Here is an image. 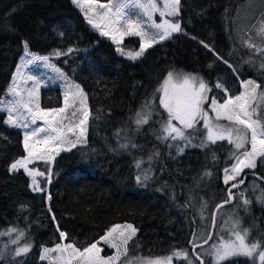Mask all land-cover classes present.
<instances>
[{"label": "trees", "instance_id": "obj_1", "mask_svg": "<svg viewBox=\"0 0 264 264\" xmlns=\"http://www.w3.org/2000/svg\"><path fill=\"white\" fill-rule=\"evenodd\" d=\"M93 1L104 4L110 0ZM252 1L180 0L175 21L181 31L133 62L88 26L72 0H0V97L9 87L27 42L31 53L51 57L56 68L80 86L90 113L83 145L59 153L52 164L33 165L45 172L39 181L44 191L34 192L23 171H9L11 163L25 152L21 133L5 124L6 116L0 112V231L10 227L22 230L25 235L20 246L26 242L32 245L27 254L13 259L17 245L9 244L0 264H16L17 260L48 264L40 260V248L61 244L57 227L66 233L64 243L82 251L121 224L136 229L123 256L133 264L172 255L176 250H186L199 264L191 254L190 241L193 234L199 237L197 243L207 238L214 207L227 200L231 184L225 185L222 176L236 150L225 139L207 148L188 147L178 154V148L169 147L170 141L158 140L160 122L168 114L159 107L156 90L173 71L202 78L210 94L221 102L223 91L214 86L218 81L232 96L239 95V82L246 80L256 81L264 92V56L256 51L264 45V34L254 35L258 22H264V0H255L254 7ZM122 45L137 51L139 41L128 37ZM70 48L73 51L69 53ZM57 51L67 55L55 56ZM151 101L156 111L137 131L136 112ZM39 105L46 110L61 107L60 88L41 89ZM198 134L197 145L202 137ZM129 141L137 147L132 148ZM121 144L129 147L121 148ZM138 160L143 161L140 169L135 166ZM142 170L150 179L138 183ZM247 172L264 179V157H258L256 166ZM253 184L256 187L252 188ZM262 189L264 183L248 178L243 188L233 192V205L218 213L236 211L249 230L248 242L260 241L264 248V204L257 199ZM218 213L209 244L216 237ZM8 241L9 237L0 236V248ZM203 259L208 264L207 257ZM185 262L173 259V264ZM221 264L253 261L235 256Z\"/></svg>", "mask_w": 264, "mask_h": 264}, {"label": "snow or ice", "instance_id": "obj_2", "mask_svg": "<svg viewBox=\"0 0 264 264\" xmlns=\"http://www.w3.org/2000/svg\"><path fill=\"white\" fill-rule=\"evenodd\" d=\"M72 2L77 6H81L80 0H72ZM86 2L90 4L92 0H86ZM99 7L106 9L101 17L102 19L112 13V8H109L107 4H101ZM179 7L180 0H163L162 9L159 7L157 0H147L146 3L139 2V0H124L123 3L115 6V18H110V23L114 26L111 32L101 31V35H111L113 43L117 45L122 43L124 36L138 37L140 41L138 51L125 53L120 47L116 49L121 55H126L129 59L135 60L154 44L167 40L173 33L181 31V25L178 21H170L166 18L178 16L180 14ZM135 9H139L141 12L138 14L134 11ZM157 11L163 18L160 23L153 19V15ZM85 15L88 18L87 13ZM144 17L147 19L145 20ZM88 22L94 28L100 27L99 24L90 18ZM121 29L123 30L121 31ZM150 29H155L156 31L152 32ZM113 33H119V36ZM261 33L264 34V24H262ZM248 46L254 47L251 43H248ZM204 47L213 52L214 55H217V59H222L208 44H204ZM72 51L71 48L68 49L69 53ZM256 51L261 52L264 50L256 49ZM54 55H67V53L57 51ZM29 56L31 59H26ZM49 59V56L31 53L27 42H25L21 64L17 66L16 73L13 75L12 82L6 92V97L10 98L0 97V112L7 114L4 123L10 127L25 129L24 149L27 152V156L12 162L9 171L16 172L23 169L25 174L32 178L30 187L34 192L44 191L37 182L36 177L44 176L45 172L38 168L30 169L28 165L36 161L49 162L54 158V154H59L60 147L66 143H71L74 147L75 143L67 140V133H72L76 127H79L81 135H83L86 131L84 126L87 124L90 115L86 103L87 98L78 84L70 85V88H75V92L68 91L65 93L63 107L46 110L39 105V79L35 75H27L25 79L32 81L34 87L31 90H24L27 92V98L25 97L24 91L18 86L17 78L21 75V69L26 65L46 66L67 80V77L55 65L51 64ZM229 67H232V65H229ZM261 67L264 68V63L261 64ZM242 87L244 90L239 95L232 96L223 83L218 81L216 88L224 91L226 98L223 99L222 103L216 97L211 98L210 108L215 113V116L212 117L203 108L204 103L210 99L208 96V92L211 91L209 85L202 78H198L195 75L169 71L163 83L156 90V92L160 93L156 97L159 100V107H162L168 114L166 120H161L160 131L157 133L156 138L161 141H183V146L169 143V147L175 146L178 148V154L183 153L188 146L207 148L209 144H215L217 141L227 139L237 152L234 154L236 163L230 169L225 168L224 182L227 185L229 181L236 180V177L244 168H254L256 159L264 157V117L256 116V108L252 104L257 97L264 101V92L257 93L260 85L253 80L242 82ZM154 111L156 109L153 108L151 103L146 102L142 109L136 112L134 123L137 126V131L140 130L142 125L148 123ZM78 113L82 115V119L79 120L78 124L75 119L69 120V114L72 118H76ZM38 120H42L45 126L31 127L36 125ZM66 120H69L71 124L67 128L65 126ZM221 120L228 123L226 125L217 123ZM173 121L177 123L174 124ZM200 121H203L206 135L200 138V143L197 145L194 141L197 139L196 133L200 132V129L197 128V124ZM188 129H192L193 132H187L186 130ZM117 135L119 136V131ZM249 143L251 145L250 150L246 148V144ZM129 144L132 148L137 147L131 141H129ZM129 144H121L120 147L128 148ZM241 149H243V152H240ZM64 150L68 149L65 148ZM151 159L152 157L150 156L149 160ZM142 163L143 161L138 160L135 166L140 169ZM205 175H211V173L206 172ZM136 179L140 183L142 180L150 179V176L147 171L142 170V174L138 175ZM239 183H243V181L241 180ZM238 186V183L231 184L228 189V200L224 201V203L231 202L234 196L232 189ZM248 202L247 199L244 200V204ZM220 207H223V204L218 205V209ZM21 209H24L23 205ZM53 219L55 218L53 217ZM239 223V219H236L232 224L234 240H221L218 244H213L211 250L206 254L213 257L215 264H221L222 261L232 256H246L252 259L253 264H256L258 258L259 264H264V248H262L261 242H247L249 230H236L239 227ZM118 229L121 230L117 232ZM57 231H59L60 240L64 241L66 233L60 231L59 227H57ZM14 233L15 235H13ZM135 234L136 229L130 224L125 226L117 225L110 229L101 238L110 247L116 249L115 254L108 258L100 255L101 249L97 246V243L91 244L82 251L71 243H58L54 248L44 247L40 260L52 259L53 261H62L63 264H117L122 256L127 255L128 242ZM5 235L9 237V241L4 248H0V259L4 258L5 249L9 244L17 245L13 259L21 257L31 250V243L26 242L23 246H20L19 242L25 235L22 230L10 227L5 231H0V236ZM198 239L199 237L193 234V240L190 243L193 244L194 248L202 247V244L197 243ZM209 239H212L211 235L204 239L203 243L206 244ZM52 253H57L58 255L52 256ZM194 255L196 259L200 260V264H207L200 253H194ZM174 257L178 260L186 259L188 264H192L186 250H176L172 255L150 262V264H172ZM16 264H23V262L17 260ZM126 264H131V261L126 262Z\"/></svg>", "mask_w": 264, "mask_h": 264}, {"label": "rangeland", "instance_id": "obj_3", "mask_svg": "<svg viewBox=\"0 0 264 264\" xmlns=\"http://www.w3.org/2000/svg\"><path fill=\"white\" fill-rule=\"evenodd\" d=\"M82 1H83V0H80V3H81V5H84V3H83ZM123 2H124V0H110V1L107 2V3H104V4H107V5L109 6V8H112V13H109L108 16H104L103 19H102V18H101V17H102L101 15H99L98 13H95V12H94V13L89 14V16H92V17H90V19H92L95 23H97V24H99V25L103 24L104 21H107V20L110 19V18H111V19H114V18H115V16H114L115 6H117L118 4L123 3ZM139 2H145V3H146L147 0H139ZM82 3H83V4H82ZM157 3H158V5H159V7L162 9V8H163V0H157ZM85 4H86V2H85ZM250 5H251L252 7H254V6L256 5V1H255V0L252 1V2L250 3ZM84 6H85V5H84ZM105 11H106V9H103V13H104ZM134 11L137 12L138 14L141 12V10H139V9H135ZM175 17H176V16H170V17H166V18L169 19L170 21H175ZM144 19L146 20L147 18L144 17ZM153 19H154L157 23H160V22L162 21L163 18L160 16L159 12L157 11L156 13H154V15H153ZM103 20H104V21H103ZM101 21H102V22H101ZM258 23H259V24L256 26L255 31H254V35H255L256 37H260L261 35H263V34L261 33V27H262V24H264V22H258ZM99 29H100V27L97 28V30H99ZM122 30H123V29H121V31H122ZM150 31L155 32L156 30H155V29H150ZM113 34H116L117 36H119V33H113ZM128 37H135V36H124V37H123V40H122V43H120L119 45L113 43L112 38H111L110 41L113 43V45L115 46L116 49H117V47H120L125 53H127V52L132 51V50L129 49V48H127L126 46H123L122 44H123L124 40H125L126 38H128ZM135 38L139 41V38H138V37H135ZM164 41H166V40H164ZM164 41H162V42H164ZM162 42H160V43H162ZM156 44H159V43H156ZM156 44H154V45H156ZM154 45H153V46H154ZM139 46H140V41H139ZM153 46H152V47H153ZM149 49H150V48H149ZM149 49H147V50L144 52V54H145ZM260 49L264 50V45L260 46ZM138 50H139V48H138ZM138 50H137V51H138ZM132 52H135V51H132ZM262 52H263V53H262L261 55L264 56V51H262ZM118 54H119L120 56H123V57L129 59L126 55H121L120 53H118ZM144 54H143V55H144ZM143 55H142V56H143ZM23 56H24V52H23V54H22L21 57H23ZM142 56H140L139 58H137V59H135V60H132V59H129V60L135 62V61H138ZM21 57H20V59L18 60V64H17V66L21 64ZM26 59H31V57H30V56H29V57H26ZM49 62H50L51 64H53V62L51 61V59H49ZM53 65H54V64H53ZM16 69H17V67H16ZM16 69H15L13 75L16 73ZM60 72H61V71H60ZM179 74H184V73H179ZM13 75H12V78H13ZM27 75H35V76L39 79V82H40V86H39V89H38V92H39V93H40V90L43 89V88H49V87H58V88H60V90H61V94H62V106H61V107H63V105H64V95H65V93L68 92V91L75 92V88H74V87H71V88H70V85H77L76 83H74L73 81H71V80H69V79H67V80L63 79L62 77H60V75H59L57 72H54L52 69H50V68H48V67H46V66L41 65V66L37 67L36 65H26V66H24V67L21 69V75L18 76V78H17L18 86H19V88H20L22 91H24V90H26V89H27V90H31V89L34 87L32 81H30V80H26V79H25V77H26ZM12 78H11V82H12ZM246 81H248V80H246ZM253 81H254V80H253ZM11 82H10V84H11ZM254 82L257 83L256 81H254ZM10 84H9V86H10ZM216 84H217V82L214 84L215 88H216ZM257 84H258V83H257ZM239 86H240V92H242V91L244 90L243 87H242V82H239ZM8 88H9V87H8ZM216 90H219V89L216 88ZM6 92H7V90H6ZM6 92H5V94H4L3 97H4V98H10V97H6ZM259 92H261V91H260L259 89H257V93H259ZM157 93H158V92H157ZM223 94H224V99H225L226 97H225V93H224V91H223ZM239 94H240V93H239ZM24 95H25V97L27 98V92H26V91H24ZM158 95H160V93H158ZM208 96H209L210 99L204 103L203 108H204L206 111L209 112V115H210V116L214 117V116H215V113L212 112V111H211V108H210L211 98L214 97V96H212V95L210 94V91L208 92ZM219 102H221V101H219ZM222 102H223V101H222ZM222 102H221V103H222ZM86 103H87V100H86ZM252 104H253V107L256 108V116L263 117V116H264V101L260 100L259 97H257V99L254 100V101L252 102ZM151 105H153V101H151ZM87 108H88V106H87ZM70 111H71V110H70ZM3 113H4V112H3ZM4 114H5V116L7 115L6 113H4ZM72 119H75V122L78 124L79 120L82 119V115H81L80 113H78V115H77L76 118H72V117L70 116V114H69V120H72ZM69 120H66V121H65V126H66V128H67L68 126H71V124L69 123ZM221 121H223V120H221ZM224 122L228 123L227 121H224ZM173 123L176 124L177 122H176V121H173ZM37 126H39V127H43V126H45V125H44V123H43L42 120H38V121H37V124H36V125H32L31 127H37ZM9 127H10V126H9ZM84 127L86 128V131H87V124H86ZM11 128H14V127H11ZM66 128H65V130H66ZM197 128L200 129V133H202V134H201L202 137H203L204 135H206V129L203 128V121H200V123L197 124ZM14 129H15V130H18V131L21 133V135H22V142H23V148H24V132H25V129H23V128H14ZM29 130H30V129H29ZM86 131L84 132L83 135H81V130H80V128H79V127H76V128L74 129V132H72V133H67V140H68V141H71V142H74V143H75V146L73 147L71 143H66V144H64V145H62V146L60 147L59 153H61V152H68V151L72 150L73 148H75V147H77V146L83 145V144L85 143V139H86ZM186 131L189 132V133L193 132L192 129H188V130H186ZM41 135H43V134H41ZM196 135H199V134L196 133ZM199 137H200V136H199ZM178 142L180 143L181 146H183V143H184L183 141H171L170 143H172L173 145H176V144H178ZM174 147H175V146H174ZM188 147H189L190 149L192 148V146H188ZM188 147H186L184 150H186ZM65 148H67L68 150H64ZM176 148H177V147H176ZM233 148H234V146H233ZM246 148H247L248 150L251 149V145H250V143H249V144H246ZM234 150H236V149L234 148ZM24 152H25L24 156H27V152L25 151V149H24ZM236 152H237V150H236ZM240 152H243V149H241ZM56 155H57V154H54V157H55ZM53 159H54V158H53ZM53 159H51V160H50L49 162H47V163L44 162V161H36V162H33V163L29 164L28 167H29L30 169H31V168H38V169L40 170L39 167H33V165H36V164H52ZM235 163H236V159L233 160V162H232L231 166L229 167V169H230V168L232 167V165H234ZM251 169H252V168H244L243 171L240 172V174L236 177V180H234V181H229V183H228L227 185H229V184H233L235 181H237V180L241 177V175H242L245 171H248V170H251ZM19 171H23V169H20ZM23 172H24V171H23ZM24 173H25V172H24ZM27 176H28V175H27ZM44 176H45V175H44ZM44 176H42V177H36L37 182L39 183L40 179H41V178H44ZM224 176H225V171H224L223 176H222L223 183L225 184V182H224ZM28 177H29V176H28ZM29 179H30V184H31V182H32V178L29 177ZM225 185H226V184H225ZM253 187H256V186L253 184V185H252V188H253ZM250 190H252V189H250ZM257 199H258L259 202H261V203L264 204V190H263V189L259 191V193H258V195H257ZM218 218H220V220H219V222H218L217 233H216V237H215L214 241H213L211 244H209L208 246H205V247L200 248L201 250L198 252V253H200V254L202 255V258H203V257H207V259H208V264H215V261L213 260V257H212L211 255H207V254H206L208 251L211 250V247H212L213 244H218L221 240L229 241V240H234V239H235V237H234V235H233V231H234V230H233V228H232V224H233V222H234L236 219H239V221H240V223H239V227H238V229H236V230L247 229V228L245 227V224H244V223L242 222V220L238 217L237 212L234 211V210H231V211H228V210H221V211L218 213ZM125 225H129V224H121L120 226H125ZM114 227H115V226H114ZM114 227H113V228H114ZM120 230H121V229H118L117 232H119ZM106 233H108V232H106ZM13 235H15V233H14ZM114 235H115V233H114ZM104 236H105V235H104ZM104 236H103V237H104ZM3 237H7V238H8L7 235H5V236H3ZM22 239H23V238H22ZM22 239L20 240L21 243H22ZM20 242H19V243H20ZM247 242H248V240H247ZM249 243H250V242H249ZM22 244H23V243H22ZM61 244H65V243L62 241ZM22 246H23V245H22ZM97 246L101 249L100 255H101L102 257H104V258H108V257H110V256H112V255L115 254L116 249L110 247V246H109L107 243H105L102 239H99V240H98V242H97ZM54 247H55V246H54ZM54 247H52V248H54ZM15 248H16V247H15ZM43 248H44V247L40 248V255H41V253H42V251H43ZM51 255H52V256H57L58 254H57V253H52ZM168 256H170V255L157 256V257H154V258H152V259H150V260H148V261H146V262H144V263H142V264H150V262H154V261H156V260H158V259L165 258V257H168ZM188 257H189V256H188ZM232 257H235V256H232ZM232 257H228L227 259L232 258ZM173 259H176V258L174 257ZM189 259H191V258L189 257ZM185 260H186V259H185ZM225 260H226V259H225ZM41 261H42V260H41ZM43 261L47 262L48 264H63L62 261H53L52 259H46V260H43ZM128 261H131V260H130V259H124L123 256H122L121 259H120V261L117 262V264H126V262H128ZM191 261H192V264H195L194 261H193L192 259H191ZM257 263L259 264V260H258V258H257V260H256V264H257ZM131 264H133L132 261H131ZM172 264H173V261H172ZM185 264H188V260H186Z\"/></svg>", "mask_w": 264, "mask_h": 264}, {"label": "water", "instance_id": "obj_4", "mask_svg": "<svg viewBox=\"0 0 264 264\" xmlns=\"http://www.w3.org/2000/svg\"><path fill=\"white\" fill-rule=\"evenodd\" d=\"M49 58H51V57H49ZM248 178H255V179H257L258 181L264 183V179H263V178L258 177V176H257L256 174H254V173L246 172L244 175H242V178H241V180L243 181V183H238L239 186H238L237 188H233V189H232V193L235 192V191H238L239 189H241V188L246 184ZM230 187H231V185H230V186L227 188V190H226L227 200H228V189H229ZM49 198H50V196L48 195V196H47V200H48ZM233 203H234V197H233V199L231 200L230 203H224V202H221V203L217 204V205L214 207V209H213V211H212V214H211V223H210V229H209V234H208V236L211 235L212 238H213V236H214L215 225H216V220H217V212H218L220 209H222V208H226V207L232 206ZM221 204H223V207H220V208L218 209V205H221ZM47 210L49 211V209H47ZM208 236H207V237H208ZM211 240H212V239H209L208 242H207L206 244L203 243V242H201V243H199V244H202V247H205V246H207V245L211 242ZM202 247H196V248H194L193 246H191V254H192V256L194 257V259H196V256L194 255V253H196V250H197V249L202 248ZM196 260H197L198 263L200 264V260H198V259H196Z\"/></svg>", "mask_w": 264, "mask_h": 264}, {"label": "crops", "instance_id": "obj_5", "mask_svg": "<svg viewBox=\"0 0 264 264\" xmlns=\"http://www.w3.org/2000/svg\"><path fill=\"white\" fill-rule=\"evenodd\" d=\"M83 3H84V5H81V6H79V8L82 10V12L84 13V16H85V18H86V15H85V13H87V16H88V18H86V21H87V24H88V26L94 31V32H96V33H98V34H100L101 35V31H105V32H111V29H112V27H114L113 25H111V23H110V19H108L107 21H104V23L103 24H101L100 25V29L99 30H97V28H94L93 26H92V24H90L89 22H88V19L90 18V17H92V16H89V14H91V13H98L99 15H103V9H101L100 7H99V5H101L102 3H99V2H95V1H93L92 0V2L89 4L88 2H86V0H83L82 1ZM85 2H86V4H85ZM82 3V4H83ZM102 22V21H101ZM102 37H105V38H107L108 40H111V35H101Z\"/></svg>", "mask_w": 264, "mask_h": 264}, {"label": "flooded vegetation", "instance_id": "obj_6", "mask_svg": "<svg viewBox=\"0 0 264 264\" xmlns=\"http://www.w3.org/2000/svg\"><path fill=\"white\" fill-rule=\"evenodd\" d=\"M246 172H247V171H245V172H244L242 175H244ZM242 175H241V177L239 178V179H240V181H241ZM239 179H238V180H239Z\"/></svg>", "mask_w": 264, "mask_h": 264}]
</instances>
